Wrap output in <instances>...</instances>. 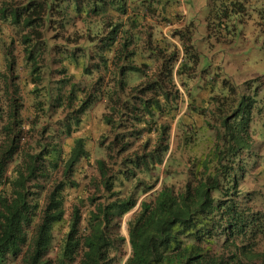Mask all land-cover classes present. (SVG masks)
<instances>
[{
  "label": "rangeland",
  "instance_id": "obj_1",
  "mask_svg": "<svg viewBox=\"0 0 264 264\" xmlns=\"http://www.w3.org/2000/svg\"><path fill=\"white\" fill-rule=\"evenodd\" d=\"M27 2L0 0V7L6 4L21 10ZM176 8L179 14L164 25L168 35L163 31V38L152 40L154 54L146 61L149 81L158 80L162 73L166 77L165 83L160 77V83L168 93L167 102L162 93L147 85L138 89L149 82L143 83V77L123 75L129 84L124 88L114 87L117 81L108 73L102 75L101 87L105 88L91 82L95 72H86L94 70L92 63L78 56L79 37L70 39L72 29L63 22L60 9H54L52 19L31 33L12 24L9 8L6 17H0V144L5 140L9 97L15 87L21 103L22 149L38 152L43 145L56 144L67 156L75 138L85 141L87 156L74 168V184L62 191L64 222L53 230L50 257L69 229L72 209L79 208L83 230L88 210L108 196L100 185L98 160L104 161L113 190L121 196L132 194L138 204L152 200L164 184L181 191L189 179L201 174L200 158L216 145L227 147L221 140L224 122L238 124L247 107L248 135L240 133L246 145L237 148L231 174L238 178L237 211L249 206L264 215V0H169V11ZM101 30L97 24L98 35L84 42V47L97 54L108 53L111 61L113 53L106 52L103 43L109 40H102L105 33ZM25 32L30 34L27 46L22 40ZM71 54L78 56L76 63ZM155 96L160 105L152 108L146 102ZM85 99L89 103L75 125V110ZM166 143L168 150L161 152ZM155 150L161 161L148 160L147 169H135V175L125 178L133 167L129 158ZM221 164L227 166L226 160ZM51 177L61 178V171L55 170ZM149 185L152 188L147 190ZM214 198L225 199L216 192ZM138 209L137 205L119 220L117 233L125 241L112 249L117 262L129 254L127 221ZM214 222L220 224V218L216 216ZM224 237L220 235L213 244L217 253ZM14 264H20L19 260Z\"/></svg>",
  "mask_w": 264,
  "mask_h": 264
},
{
  "label": "trees",
  "instance_id": "obj_2",
  "mask_svg": "<svg viewBox=\"0 0 264 264\" xmlns=\"http://www.w3.org/2000/svg\"><path fill=\"white\" fill-rule=\"evenodd\" d=\"M27 1L21 10L5 4L0 7V17L5 18L9 8L8 16L12 24L28 28L31 33L37 25L52 19L54 9H60L63 22L73 24L72 28H76L77 35L74 38L79 37L80 41L75 46L78 56L92 63L94 70L86 72L89 75L95 72V78L90 77V81L100 83V88L106 86L101 87L102 75L105 73L112 74L117 81L114 87L117 88L129 85L127 77H123L125 74L130 78L143 77V83L150 80V65L146 61L154 54L152 40L147 42L146 50L130 36L116 41L114 36L118 26L109 25V42L103 43L106 52L113 53L111 61H108V53L97 54L92 52V48L87 50L84 47V42H89V38L98 35L97 22H94L93 17L97 15L96 5L100 0ZM109 3L113 6L117 4V0H110ZM72 5L86 25L77 27L72 20L68 11ZM118 6L121 8L119 4ZM178 14L176 12L172 15L170 12L151 27L153 38L155 35L156 38H163L161 34L164 25ZM85 20H90V23ZM130 28L128 26L123 30L129 34ZM104 30L102 26V34ZM29 38L30 34L25 32L22 38L25 46ZM31 54L30 49L28 59H31ZM78 56L71 54L75 63ZM81 61L83 63V59ZM8 70H13L11 63L8 64ZM80 71L84 74V66ZM159 76L166 79L163 73ZM160 77L156 79L158 82L153 79L144 86H138V89L147 85L162 93L163 100L167 102L169 96L165 87L161 86L163 82ZM135 87L136 85L132 88ZM11 94L8 120L4 126L5 140L0 144V264H14L17 260L20 264H264V215L253 211L249 206L237 211L238 201L235 197L238 194V178L234 173L231 174L237 148L246 145L240 133L248 135V107L242 110L246 116L238 124L224 122L221 140L227 147L216 145L207 156L200 158L198 166L202 169L201 174L189 179L181 191L176 192L164 184L152 200L143 199L138 204L137 197L132 194L121 196L119 191L113 190V180L107 176L104 161L98 160L100 185L108 196L104 202L93 204V208L88 210L83 230L79 228L82 220L79 208L72 209L69 229L54 257H50L53 230L64 222L62 191L66 185L74 184V168L81 158L87 156L85 141L82 137L75 138L67 156L62 155L56 144H49L47 147L43 145L38 152L22 149L18 88H13ZM156 98L157 96L150 98L146 104L157 108L160 103ZM88 103L89 99H85L75 110V125L80 122V115L86 110ZM107 123H111V120L107 119ZM167 150L168 143L161 152ZM148 160L154 163L161 161L158 150L150 155L136 154L134 158H129L133 167L124 174L125 178L135 175V169H147ZM224 160L227 166L222 168ZM11 164L12 167H9ZM55 170L61 171V178L51 177ZM47 183L50 185L46 186ZM151 188L152 186H147V190ZM215 192L225 199H215ZM93 199L96 198H91ZM137 205L138 211L127 221L130 251L120 263L112 255L115 244L125 241L117 233L119 220ZM216 216L220 218V224L214 222ZM222 234L225 237L220 245L221 251L217 253L213 244Z\"/></svg>",
  "mask_w": 264,
  "mask_h": 264
},
{
  "label": "crops",
  "instance_id": "obj_3",
  "mask_svg": "<svg viewBox=\"0 0 264 264\" xmlns=\"http://www.w3.org/2000/svg\"><path fill=\"white\" fill-rule=\"evenodd\" d=\"M109 2L110 0H100V2H97V15L93 17L94 21L97 20L99 22L97 24H100L105 29V34H103L105 38L102 39L108 40L110 34L107 32V29H109V25H115L118 26L114 36L116 41H122L130 36V38L138 42L141 48L144 47L145 50L147 42L156 39V35L153 38V30H150V28L158 24L164 15L170 13L169 0H117V4L113 6ZM118 4L121 8H119ZM68 11L76 25L77 23H85L83 18H81L82 16L75 13L73 5ZM175 11L178 12V8L171 12L172 15L176 14ZM86 22L90 23V20ZM69 26L72 29L70 39L73 40L75 39L74 35H77V32H75L76 28H72L73 24ZM128 26L131 27L129 34H127L126 30H123V28L125 29ZM165 30H167L166 27H163L164 35L167 36L168 34Z\"/></svg>",
  "mask_w": 264,
  "mask_h": 264
}]
</instances>
